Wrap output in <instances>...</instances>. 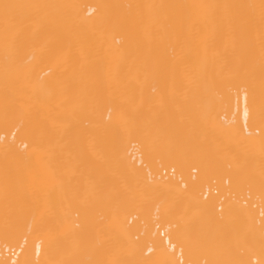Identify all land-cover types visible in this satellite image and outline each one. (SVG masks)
Instances as JSON below:
<instances>
[{
  "label": "bare ground",
  "instance_id": "6f19581e",
  "mask_svg": "<svg viewBox=\"0 0 264 264\" xmlns=\"http://www.w3.org/2000/svg\"><path fill=\"white\" fill-rule=\"evenodd\" d=\"M0 264H264V0H0Z\"/></svg>",
  "mask_w": 264,
  "mask_h": 264
}]
</instances>
